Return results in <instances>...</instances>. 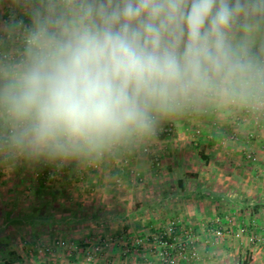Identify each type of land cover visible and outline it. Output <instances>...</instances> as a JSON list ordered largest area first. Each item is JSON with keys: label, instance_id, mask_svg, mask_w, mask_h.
Masks as SVG:
<instances>
[{"label": "clouds", "instance_id": "9594fccd", "mask_svg": "<svg viewBox=\"0 0 264 264\" xmlns=\"http://www.w3.org/2000/svg\"><path fill=\"white\" fill-rule=\"evenodd\" d=\"M11 2L0 157L79 163L187 112H264V0Z\"/></svg>", "mask_w": 264, "mask_h": 264}, {"label": "rangeland", "instance_id": "374dc122", "mask_svg": "<svg viewBox=\"0 0 264 264\" xmlns=\"http://www.w3.org/2000/svg\"><path fill=\"white\" fill-rule=\"evenodd\" d=\"M103 158L91 166L107 169L109 161ZM131 162L118 161L123 167ZM169 162L151 157L155 171L165 170ZM58 164L0 157V251L8 256L10 243L17 254L15 264H264V220L260 219L264 210L254 223L233 219L250 215L253 194L216 191L222 198L243 202L225 208L220 213L227 217L223 221L218 214L205 217L199 207L193 213L191 201L205 203L204 198L215 192H199L197 185L185 190L188 181L182 173L177 179L162 175V183L130 173L129 190H115L94 186L82 177L63 178ZM62 178L72 184L62 187L58 184ZM51 214L61 223L38 232L16 221ZM60 242L68 245L62 247Z\"/></svg>", "mask_w": 264, "mask_h": 264}, {"label": "crops", "instance_id": "0c3cea01", "mask_svg": "<svg viewBox=\"0 0 264 264\" xmlns=\"http://www.w3.org/2000/svg\"><path fill=\"white\" fill-rule=\"evenodd\" d=\"M14 15H21V9L14 6L11 0H0V57L4 52L15 49V44L12 42L16 38L15 32L3 27L5 22H10V17ZM258 39H264V37ZM171 125L175 131L166 134L165 130ZM153 156L159 157L161 160L169 159L167 168L162 171H155L151 165V157ZM103 159L109 161L106 170L102 167L95 170L96 168H93L90 163L97 159H93L79 163L75 161L59 163L58 172L63 178L73 175V179L77 180V178L81 179L82 177L84 180H89V183L94 184V186L106 185V187L115 190H129L131 185L130 183L126 185V183L130 173L134 176L136 174L137 176H144V179L148 180L149 178L155 183H162L160 180L162 175L165 177L169 175L177 179L178 174L182 173L188 181L185 182V190L188 189L187 187L197 185L198 189L196 190L199 192L206 191L208 194L215 192L208 198H204L205 203L200 199H197V202L195 200L188 202L193 213H195V208L199 207L202 210L199 212L203 213L205 217L211 218V214H218L220 219L224 221L227 217L224 218L220 213L225 212V208L230 209L233 206L241 205L243 202L227 197L222 198L221 194L218 196L216 191L223 189L226 192L233 191L237 196L240 193L245 194V192L249 195L253 194L255 195V203H250V205L261 204L263 206L257 212L250 210V215L244 213L243 218L237 215L233 219L250 220L254 223L258 217L263 215V113L249 117L245 116V111L226 110L191 111L180 114L160 122L151 137L119 146L115 153H107ZM123 159L132 160L130 167H123V163H118ZM15 170L17 171V169ZM0 173L3 174L1 171ZM10 174L11 172H8V175ZM63 178L58 183L62 187L72 184L67 183ZM190 180L198 181L193 183ZM81 184L79 182L75 185ZM172 184L173 186L176 185V183ZM229 197L232 196L229 195ZM240 198L244 197L241 196ZM260 219L264 220V217Z\"/></svg>", "mask_w": 264, "mask_h": 264}, {"label": "trees", "instance_id": "16d2710c", "mask_svg": "<svg viewBox=\"0 0 264 264\" xmlns=\"http://www.w3.org/2000/svg\"><path fill=\"white\" fill-rule=\"evenodd\" d=\"M40 192V191H37ZM263 207L261 204H255L253 206V211L257 212L259 209ZM19 223L21 222H26L28 223L33 229H35L37 232L42 231V229H46L48 225H55L61 223V221L57 220L54 215H47V216H42L39 218H35L34 215L27 216L25 219L21 220H16ZM11 223L10 221H7L6 226ZM7 255L4 253V250L0 251V264H15L16 263V258L17 254L14 250V248L10 245V243H7V248H6Z\"/></svg>", "mask_w": 264, "mask_h": 264}, {"label": "built area", "instance_id": "2783aa9c", "mask_svg": "<svg viewBox=\"0 0 264 264\" xmlns=\"http://www.w3.org/2000/svg\"><path fill=\"white\" fill-rule=\"evenodd\" d=\"M12 42L15 44V49L19 47V40H18L17 35H16V38ZM12 52L13 51L4 52L2 54V56L6 55V54H10ZM262 113L264 114V112H262ZM262 113H251V112L245 111V116L246 117H249V116L254 115V114L261 115ZM165 132L167 134H171L173 132V126L171 125L170 128H168L167 130H165ZM58 245H61L62 247H66L68 244L66 242H60V243H58ZM75 248L78 249V247H75ZM89 260H91V259H89Z\"/></svg>", "mask_w": 264, "mask_h": 264}]
</instances>
